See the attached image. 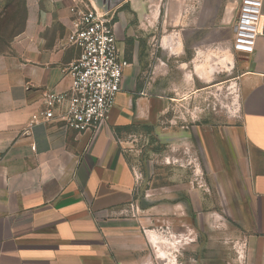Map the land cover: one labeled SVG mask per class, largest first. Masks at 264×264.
Here are the masks:
<instances>
[{
	"label": "crops",
	"instance_id": "0c3cea01",
	"mask_svg": "<svg viewBox=\"0 0 264 264\" xmlns=\"http://www.w3.org/2000/svg\"><path fill=\"white\" fill-rule=\"evenodd\" d=\"M87 1L23 0V26L0 53V264H264L263 37L239 77L247 185L230 192L227 242L215 222L205 233L204 218L168 199L166 187L136 199L139 178L124 153L126 134L156 124L165 105L141 76L143 35L176 17L202 34L229 28L240 0H157L149 12L142 0H123L114 29L127 65L104 124L84 132L42 117L31 124L44 92L69 87L65 70L79 53L67 42L70 8ZM201 135L219 161L214 133Z\"/></svg>",
	"mask_w": 264,
	"mask_h": 264
},
{
	"label": "rangeland",
	"instance_id": "374dc122",
	"mask_svg": "<svg viewBox=\"0 0 264 264\" xmlns=\"http://www.w3.org/2000/svg\"><path fill=\"white\" fill-rule=\"evenodd\" d=\"M142 1L145 11L156 9L157 0ZM16 2L15 8L7 11L11 15L7 19L4 0H0V53L10 43L9 34L16 33L22 24V8ZM126 4L130 10L133 2ZM238 6L222 11V15L232 12L233 17L229 28L215 33H208L207 27L206 33L197 32L176 17L174 25L159 26L163 33L143 35L150 50L143 52L147 59L141 76L147 90L162 95L165 105L156 124L137 125L126 134L124 151L139 178L136 199L151 187H166L171 193L168 199L188 201L194 216L204 218L205 233L215 222L225 242L234 224L229 214L230 192L235 189L240 193L247 185L239 85L245 55L230 47ZM117 7L111 9L116 20L121 9ZM207 131L214 133L219 161L214 162L207 153L208 142L201 135Z\"/></svg>",
	"mask_w": 264,
	"mask_h": 264
},
{
	"label": "built area",
	"instance_id": "2783aa9c",
	"mask_svg": "<svg viewBox=\"0 0 264 264\" xmlns=\"http://www.w3.org/2000/svg\"><path fill=\"white\" fill-rule=\"evenodd\" d=\"M264 0H240L233 24L231 49L243 55L254 51L258 37L264 38ZM75 15L67 36L78 50L65 72L70 84L65 91L43 93L44 109L30 123L55 119L65 130L84 132L100 128L121 89L126 61L119 55L114 15L90 0L72 6Z\"/></svg>",
	"mask_w": 264,
	"mask_h": 264
},
{
	"label": "trees",
	"instance_id": "16d2710c",
	"mask_svg": "<svg viewBox=\"0 0 264 264\" xmlns=\"http://www.w3.org/2000/svg\"><path fill=\"white\" fill-rule=\"evenodd\" d=\"M17 0H4V3H3V10H4V15L6 14L7 16H6V18L7 19H11V15H8L7 14V11H12L14 8H15V6H16V4H17V2H16ZM19 1V3H20V5H21V8H22V24H21V27H20V29L19 30H17V32L16 33H13V34H9V37L8 38H10V40H9V42L11 41V39L21 30V28H22V26H23V20H24V10H25V8H24V3H23V0H18ZM10 9V10H9ZM114 20H116L115 19V17H114ZM7 38V39H8ZM3 40V39H2Z\"/></svg>",
	"mask_w": 264,
	"mask_h": 264
},
{
	"label": "water",
	"instance_id": "95a60500",
	"mask_svg": "<svg viewBox=\"0 0 264 264\" xmlns=\"http://www.w3.org/2000/svg\"><path fill=\"white\" fill-rule=\"evenodd\" d=\"M123 0H94V2L105 10H111Z\"/></svg>",
	"mask_w": 264,
	"mask_h": 264
}]
</instances>
